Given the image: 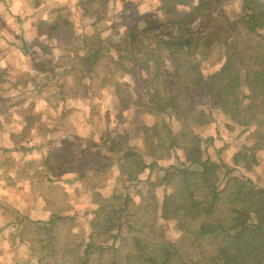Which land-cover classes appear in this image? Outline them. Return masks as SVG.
<instances>
[{
	"label": "trees",
	"instance_id": "obj_1",
	"mask_svg": "<svg viewBox=\"0 0 264 264\" xmlns=\"http://www.w3.org/2000/svg\"><path fill=\"white\" fill-rule=\"evenodd\" d=\"M105 1L92 7V0H82L84 14L99 17ZM126 1L117 0L122 6ZM228 1L195 0L188 10L180 11L187 0H160L169 31L153 37L164 53L162 60V53L146 51L138 40L134 44L137 34L150 32L147 25L113 42L119 54L109 58L107 66L112 62L122 73L137 74L145 96H139V102L159 119L151 126H134V132L144 140L140 151L124 144L119 136L110 135L102 141L124 189L107 197L97 195L99 201L82 214L87 221L86 234L66 227L68 220L82 219L76 213L55 215L49 221L24 219L23 229L41 236L38 243L45 257L40 259L53 261L58 256L55 264H264V188L237 175L234 168L243 162L247 171L260 161L245 148L233 155L231 167L222 165L220 173L203 157L199 135L188 125L206 126L211 117V112L191 104L195 96L210 102L212 109L240 126L242 132L252 130L264 146V0H236L240 12L232 16L224 12ZM22 21H17V26L24 24ZM37 24L38 28L50 25L43 20ZM63 26L69 23L64 20ZM19 38L17 50L28 55L23 31ZM81 46L83 54L76 51L74 59L84 73H90L103 64V47L84 39ZM214 50L215 61L210 65H220L204 74L199 58ZM166 59L174 63L172 84L162 72ZM170 113L185 128L183 137L188 140L180 149L184 158L172 151L175 138L161 117ZM85 118L93 127L90 116ZM171 151L173 163L165 161ZM47 155L42 156L44 163ZM144 171L148 173L141 180ZM140 182L143 186L139 189ZM133 193L138 200L133 199ZM158 220L173 223L179 238H164ZM76 222L73 227L80 226Z\"/></svg>",
	"mask_w": 264,
	"mask_h": 264
},
{
	"label": "rangeland",
	"instance_id": "obj_2",
	"mask_svg": "<svg viewBox=\"0 0 264 264\" xmlns=\"http://www.w3.org/2000/svg\"><path fill=\"white\" fill-rule=\"evenodd\" d=\"M92 1V7L99 4V0ZM187 1L179 7L180 11L188 10L195 0ZM81 2L23 0L12 4L13 9L0 4V264H55L59 257L53 261L44 259L45 253L38 243L41 236L34 230H24V219L49 221L55 215L76 213L82 219L68 220L66 227L86 234L87 221L82 214L90 210L91 203L99 201L97 195L107 197L124 189L117 169L111 166L112 160L106 158L107 149L102 141L110 135L119 136L124 144L140 151L144 140L134 132V126H151L159 119L148 114L139 102V96H145L137 74L122 73L112 62L107 65L109 58L119 54L114 51L113 42L146 25L151 27L150 32L137 34L134 44L137 40L142 42L146 51L162 53L163 59L164 53L153 37L157 33L167 35L169 31L160 0H127L126 6L117 0H106L99 17L84 14ZM223 6L231 16L240 12L236 0ZM41 7L45 8L37 12V17L33 16ZM19 20L24 24L17 26ZM41 20L57 28H38ZM64 20L69 23L66 28ZM22 31L28 55L16 48ZM83 39L101 45L104 51L103 64L90 73H84L74 59L76 51L83 54ZM214 54L215 50L206 51L199 58L204 74L219 67V63L210 65L215 61ZM124 62L130 66L128 61ZM162 64L164 78L172 84L174 63L166 59ZM105 78L110 79L103 83ZM116 82L124 86H117ZM191 104L211 112L206 126L188 123L192 132L199 135L200 150L211 168L222 173V165L231 167L233 155L247 148L260 163L246 171L241 162L234 167L235 172L264 188V146L259 145L252 130L242 132L240 126L225 120L205 99L193 96ZM85 116H90L94 124L83 132ZM161 117L175 138L172 151L184 158L180 150L188 140L183 137L184 126L174 113ZM172 151L165 161L175 162ZM47 153L44 163L42 156ZM147 173L144 171L139 179H146ZM142 186L143 182L137 184L139 189ZM75 222L80 226L73 227ZM157 222L164 230V238H179L173 223Z\"/></svg>",
	"mask_w": 264,
	"mask_h": 264
},
{
	"label": "crops",
	"instance_id": "obj_3",
	"mask_svg": "<svg viewBox=\"0 0 264 264\" xmlns=\"http://www.w3.org/2000/svg\"><path fill=\"white\" fill-rule=\"evenodd\" d=\"M17 2H23V0H0V4H7L10 7L14 3L16 5ZM11 9H13V7H11ZM91 127H92V125L88 124L87 121H85V125L83 127V132H86L89 128L91 129ZM70 136H73V135H70ZM18 199H20V197ZM17 202H18V200H17ZM8 203H10V202L8 201Z\"/></svg>",
	"mask_w": 264,
	"mask_h": 264
}]
</instances>
